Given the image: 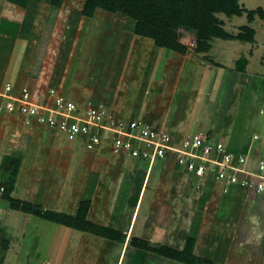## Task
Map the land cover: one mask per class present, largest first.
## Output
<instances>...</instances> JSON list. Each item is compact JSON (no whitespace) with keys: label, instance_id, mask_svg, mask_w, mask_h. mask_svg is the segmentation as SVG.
<instances>
[{"label":"rangeland","instance_id":"obj_1","mask_svg":"<svg viewBox=\"0 0 264 264\" xmlns=\"http://www.w3.org/2000/svg\"><path fill=\"white\" fill-rule=\"evenodd\" d=\"M67 1L68 5L62 14L61 9L56 15L49 17L51 0H32L29 7L12 0H0V22L4 14L6 15L3 20L8 21L0 27V81H4V85L11 83L15 87L20 79L30 80L33 84L29 86L35 89L37 83L34 80L41 78L51 82L54 85H50L51 87L61 88L59 75L68 63L67 54L72 52L71 69L81 58V75L86 72L87 75H93L100 65L105 39H108L109 34H115L118 39L136 35L129 21L120 15H111L100 10L89 20L82 14L83 1ZM240 3L250 10L264 7V0H240ZM219 17L232 32L236 31V27L247 24L246 16L234 17L230 21L225 15ZM254 27L257 30V41L253 43L254 59L247 68L249 71L264 74L263 22L257 19ZM194 39L192 34L181 32V40H185L188 53L193 55L197 49V45H191L195 42ZM237 42L220 41L217 49L225 47L234 52H230L229 56L226 54L225 57L220 55L218 60L232 66L234 59L247 55L252 44ZM115 43L117 42L111 40L109 52L116 50ZM70 46H74V49ZM128 53L130 54V50H127ZM132 54H125L120 61L124 66H131L128 59L134 61L135 76L129 72L130 74H126L128 79L124 80L121 78L122 74L115 72L111 75L107 90L111 91L112 97L118 90L121 96L126 95L127 99L138 103L142 99L143 91L139 76L144 78L150 67L147 66L149 55L146 56L141 51L139 56ZM57 62L58 65L53 70L52 66ZM136 78L138 84L130 85L131 82L135 83ZM121 79L122 82L118 81ZM148 92V96H153L148 98L153 107L163 104L161 91L151 87ZM204 98L205 103V95L196 99L198 105L185 137H192L199 131L203 113L201 100ZM224 104L212 105V120H217L215 116ZM162 106H156L161 114L165 112ZM137 119L153 125L147 120L144 121L141 116ZM258 128L256 133L264 142V113ZM208 130L206 127L202 132L209 133ZM249 132L246 131V134H251V138L253 132ZM3 138L5 145L9 142L5 156L13 155L23 161L13 176L15 188L19 187L22 194L21 201L41 205L46 210L63 213L77 220H85L83 226L113 229L118 233V239L121 235H126L124 240H111L71 229L34 215L14 211L10 208V202L3 199L0 201V224L9 243V252L0 257V264H178L160 258L156 252L140 250L131 244L133 238L151 243V249L154 250L163 246L180 250L184 254L185 262L194 261L198 257L199 264L217 262L224 258H227L228 264H264V201H260V198H254L250 208L246 205V210L250 213L244 210L254 219L246 216L249 221L238 220L234 214H241L242 211L238 212L237 206L231 208L232 205L227 204L226 200L230 195L222 197L214 182L203 183L188 178L184 172L178 173L177 167L171 161L159 162L152 168L151 173L147 171L148 163L139 161L134 172L130 170L134 167L130 168L129 165L120 167L122 159H125L123 157L126 156L114 155L107 145L102 151L90 152L85 140L71 142L61 132L53 135L42 127L26 128L18 119L2 114L0 142ZM213 139L215 142L219 138ZM225 141V144L230 143L228 138ZM4 143L2 147H5ZM258 143L261 142L256 145ZM1 154L0 152V178L1 181L9 183L11 166L8 163L3 165L5 156ZM262 155L264 156V146ZM257 163L258 160L251 156L249 168L254 170ZM127 170H130L129 173ZM122 173L125 176L120 178ZM142 187H145L144 191ZM186 187L192 190H189L188 196L184 194ZM220 198L224 204L218 209L215 206ZM256 200L261 205H257ZM134 212L136 220L132 221ZM256 212L260 217L255 216ZM256 220L258 223H255ZM129 228L130 235L127 234ZM247 232L251 234L248 236ZM195 233L202 236L201 241L196 239ZM197 244L199 248L203 245L202 251L197 250ZM227 251H230V255H226ZM232 256H236V263H230V260H234ZM185 262L179 263L186 264Z\"/></svg>","mask_w":264,"mask_h":264},{"label":"crops","instance_id":"obj_2","mask_svg":"<svg viewBox=\"0 0 264 264\" xmlns=\"http://www.w3.org/2000/svg\"><path fill=\"white\" fill-rule=\"evenodd\" d=\"M67 5L68 1H65L61 10V14L65 11ZM5 15L6 14L1 17L2 20L0 22V27L6 25L8 22L7 20H3L5 19ZM232 19H229L228 21ZM243 25L245 24H242L240 26ZM240 26L236 27L235 32H238V28ZM225 27L226 29H228L227 26ZM186 34L189 35L190 33L186 32ZM126 37H121L118 39L115 34H109L108 39H105V50L101 53L102 56L100 60V65L98 66L97 72H95V74L93 75H90L91 73L87 75V72L84 75H81V69L79 68V64L82 61L81 58L78 59L77 65L71 69L72 62L70 59L72 57L70 55H72V52H70V54H67L68 63L65 67H63V70L59 75L61 76V83L59 82V86L61 88L58 89L70 99L78 100L84 103L106 105L118 116L123 117L127 120L137 119L141 116L144 121L147 120L148 123H153L152 126L155 127V129L160 131L165 130L169 132L172 135L174 142H179L182 138H186L185 136L188 133V129L191 125V119L194 114L193 112L195 111L198 105L196 99L199 96L205 95L206 102L204 103L205 98L201 100L203 113L199 122L198 132H202V130L207 127L209 128V133L207 134H209L212 138H219L215 140L223 142L227 138L230 140V143L226 144L229 147L230 151L236 154H248L250 155V158L251 156H254V158H256L257 160H259L260 157H263L262 147L264 146V142L261 140V136L258 140H255L254 137L258 135V133L256 132L259 129L258 127L260 126L261 118L264 113V74L255 71H249L248 68H246V72H238L236 63L237 60L246 57L249 61L248 65L252 64L255 53L254 44L256 43L257 39L255 40V43L252 44V48L249 50L247 55H243V57H239L237 60L234 59L233 65L228 66L227 64L218 60V58H220L218 56L221 55V57H225L226 54L229 56L230 52H234L233 50L230 51L229 48L225 47H220V49H217L220 41L224 40H217L214 42V47L211 51V54H209V58L207 59L205 55H199L195 57L192 53H187L186 55H182L179 53L168 54L164 50L157 47L154 41L151 39L139 37L137 35H134V37L132 35H128L129 38ZM111 40L117 42L115 43L116 50L114 52L108 51V49H110L109 44H111ZM184 41L181 40V43L187 46L186 42ZM70 47L71 49H74V46ZM68 48L69 46H67L66 49ZM127 50H130V54L133 53L132 55L139 56L140 51L144 52L146 56L149 55L147 57V66L150 67L148 68L147 72L143 71L145 72V75L143 76L144 78H141L142 76H139V83H141L140 85L143 86L142 88L144 92L141 91L142 99L139 100L138 103H133L132 100L127 99L126 95L121 96L118 90L115 91V95L112 97L113 94H111V91L107 90L113 73L117 72L120 75L122 74L121 78H123L124 80L128 79V75L126 74H128L129 72H131L132 75L135 76L136 67H134V61H129V59L127 60L131 66H124L122 61H120L122 56L125 57V54L127 56L130 55L129 53L127 54ZM154 51H156V53ZM251 51H253L252 54H250ZM79 57H81V55ZM107 58L109 59L107 60ZM57 65L58 62L56 64H53V70L56 69ZM15 80H17V78ZM29 81L30 80L20 79L17 82L18 88L25 84H33V82L30 83ZM118 81L122 82V79ZM134 81L135 83L133 84V82H131L130 85L138 84V78L134 79ZM141 81H143V84ZM3 82L4 81H0V91L2 90L4 85ZM34 82L39 83L40 81L39 79H35ZM44 82L51 86H54L50 84L51 82L48 83L47 80H45ZM151 87H153V89L156 91H161V96H163L164 98L162 100L163 104L160 103L161 105L159 104L156 106L163 105L162 107L165 108V110H163L165 111L163 114L159 113V109H156V106L153 107L150 104L151 102H149L148 100V98L153 97L152 95L148 96V91ZM69 89L72 90L69 91ZM131 96L135 97V94L131 93ZM215 103H217V105L225 103V106L223 108H220V112L217 116H215L217 120H212L210 118L212 117L210 110L212 105ZM151 107L154 109H150ZM246 131L253 132L251 138V134H249L250 132L246 134ZM4 135H7V133H5ZM6 138H8V136H6ZM247 138L248 140H250L248 141ZM257 142L261 143H258L256 145ZM3 143L4 138L0 142V152L2 153V156H5L6 150L8 148L7 145L9 144V142L7 145H5L4 143L5 147H2ZM123 158L125 159H122L120 167L124 168L125 166L129 165L130 168L134 167V169L130 170H133L135 172V168H138L140 160H133L127 157ZM165 161L173 162L178 169L177 172L183 173V170L178 167L173 160L167 159ZM131 163L134 165H132ZM130 170H127L128 172H126L129 173ZM124 176L125 174L122 173L120 175V178ZM1 180L2 179L0 178V196L3 198V189L5 188L7 181ZM145 187H142L143 191ZM15 190L16 191L13 196L17 199L23 200L21 199L22 197H20L22 194L20 193L19 187H16ZM218 190L222 197H229L227 195L222 194L220 186H218ZM254 198H260V201H264V194L258 196L254 192L239 189L234 190V192L230 194V198L226 200V202L229 206L232 205L231 208L237 206L240 209H238V212L242 211L241 214H234V216H236L238 220L249 221L247 217L251 218V215H247L250 212L246 210V205H248L247 208H250L251 203H254L252 202L254 201ZM255 202H257V200ZM223 204V199L220 198L219 202L217 203V206L215 207L220 209V207L222 208ZM257 205H261V202H259ZM137 206L138 203L136 205V208ZM261 207H259V209H261ZM236 210L237 209H235V211ZM244 210L248 213L246 214ZM135 215L136 214L134 212V214L131 216L132 221L136 220ZM255 216L260 217L257 212ZM251 219L253 220L254 217H252ZM255 223H258V220H256ZM0 227H2L1 224ZM130 231L131 229L129 228L127 233L128 235H130ZM196 234L197 233H195L196 239H198V241H201L202 236ZM250 234V232L246 233V235L248 236ZM124 235H121L120 237L123 240ZM120 238H117V240H120ZM196 246L198 248L197 250L199 251L203 249V245L200 246L201 248L198 247V244ZM182 249L183 245L181 246V250ZM8 252L9 247L7 251H4L0 244V257H3L5 254L7 255ZM59 252L61 255V251ZM229 252L230 251H227L226 255H230ZM232 257L234 258V260H230V263H236V256ZM176 263L180 264L179 262ZM192 263L199 264L200 262L193 261L190 264ZM214 263L228 264V261L227 258H224L221 261H214Z\"/></svg>","mask_w":264,"mask_h":264},{"label":"built area","instance_id":"obj_3","mask_svg":"<svg viewBox=\"0 0 264 264\" xmlns=\"http://www.w3.org/2000/svg\"><path fill=\"white\" fill-rule=\"evenodd\" d=\"M39 81L35 89L26 84L19 88L3 85L0 115L18 119L26 128L42 127L53 135L61 132L71 142L85 140L90 152L102 151L107 145L114 155L148 163L149 173L159 162L171 159L192 179L220 186L224 195L239 189L264 194V156L252 170L250 155L230 151L225 142H214L207 133L174 142L165 130L153 129L142 120H127L103 104L70 99Z\"/></svg>","mask_w":264,"mask_h":264},{"label":"trees","instance_id":"obj_4","mask_svg":"<svg viewBox=\"0 0 264 264\" xmlns=\"http://www.w3.org/2000/svg\"><path fill=\"white\" fill-rule=\"evenodd\" d=\"M20 5L29 7L32 0H12ZM66 0H51V16L56 15ZM84 3L83 16L92 19L96 12L102 10L113 15L124 17L132 25L134 34L139 37L151 39L160 49L177 52L182 55L188 53V49L181 43V32H187L195 37L197 49L195 57L209 55L217 40L238 41L253 44L256 40L257 31L254 23L260 19L264 25V7L247 9L240 0H81ZM225 15L228 19L246 16L247 24L240 26L238 32L226 29V24L220 19ZM251 51L250 54H252ZM190 54V53H189ZM207 59L209 56H206ZM237 71L246 72L248 59L243 57L237 60ZM3 165L11 166L12 175L9 176L4 188L3 198L10 202V208L38 218L57 223L71 229H77L107 239H117L115 230L104 227L83 226L85 220H77L69 215L46 210L41 205L23 202L12 197L15 190L13 176L16 169L22 164V159L13 155L5 156ZM188 178L189 175L187 174ZM189 181V180H188ZM190 188L186 187L185 195L188 196ZM192 190H190L191 192ZM2 233V234H1ZM131 244L140 250L156 252L160 257L175 261L185 262L184 254L175 248L165 247L151 249V243L133 238ZM0 244L4 251L8 250L9 243L0 227ZM194 261H199L194 258ZM193 262V260L191 261ZM191 262H185L190 264ZM208 264H218L209 262Z\"/></svg>","mask_w":264,"mask_h":264}]
</instances>
